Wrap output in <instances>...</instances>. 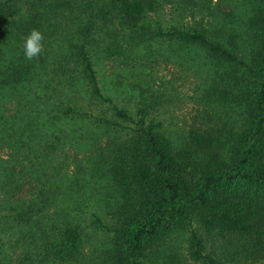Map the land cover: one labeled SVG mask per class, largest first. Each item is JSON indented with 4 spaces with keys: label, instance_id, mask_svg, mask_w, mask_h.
<instances>
[{
    "label": "trees",
    "instance_id": "trees-1",
    "mask_svg": "<svg viewBox=\"0 0 264 264\" xmlns=\"http://www.w3.org/2000/svg\"><path fill=\"white\" fill-rule=\"evenodd\" d=\"M231 1L224 11L221 0H0V148L39 159L38 172L63 149L87 152L60 195L51 164L42 172L51 186L29 199L13 198L10 172L1 176L10 233L28 226L23 264H87L85 253L174 264L178 238L192 264H264V0ZM33 29L43 51L29 60ZM153 42L206 59L201 108L185 128L157 120L137 80ZM101 59L121 64L113 79ZM109 206L111 224L99 213Z\"/></svg>",
    "mask_w": 264,
    "mask_h": 264
},
{
    "label": "rangeland",
    "instance_id": "rangeland-1",
    "mask_svg": "<svg viewBox=\"0 0 264 264\" xmlns=\"http://www.w3.org/2000/svg\"><path fill=\"white\" fill-rule=\"evenodd\" d=\"M198 1L204 2L208 5V8H212L217 0ZM233 2L234 0L231 1V3ZM221 4L222 10H227L228 7L223 4V0H221ZM162 18L164 22H170L172 14L168 11V13L166 12ZM202 18L203 24L207 26L206 23L210 20V16H206L205 14ZM189 22L192 23V20L190 19ZM150 46L151 47H148L147 49H149L152 58L144 59V67L142 66L143 68L138 70V72H143V75L139 74L137 76V80L143 77L145 78V82H141V85L147 87L148 98H150L148 101L152 102L154 106V108L152 110L150 109V111L153 112L155 118L162 121L164 126H166L169 130L185 128L186 125L191 122V116L194 115L195 110H199V108H201V92L204 86V76L202 71H200V67L202 64V57L204 58V56L202 52L180 44H158L153 42ZM235 52L236 55L239 54V51ZM98 63L101 67L100 71L106 80L113 79L116 75V68L114 65L119 64V66H121L119 62L114 63L112 61H108L107 59H101ZM134 79L135 78L130 77V80ZM106 90L109 91L110 94H113L111 90ZM152 95L156 96V98L152 97ZM136 98L137 97H133V99ZM132 101L133 100H131V102ZM131 102L128 103L125 100L124 105L127 107L129 105V108H131ZM7 107L9 111H12L13 105H8ZM61 152H63L62 155H57V159H54L56 160L54 163L51 162L46 165H41L42 170H40V173L38 170L34 169V163L32 162H37L39 159L35 160L23 150H21L20 154H16L9 148L2 146L0 148V170L2 169V172L0 171V178L3 176L4 172H10L11 182L8 186L12 197H24V199H29L36 192V188H42L43 186L45 188L50 187L52 183L48 184L46 182L45 175L42 174L44 167H47L50 164L51 165L48 167V170L50 171L52 168L53 171H57L53 174H57L55 175V180H57L60 185L58 195L65 191L69 182L68 179L82 174L85 171L84 166L86 160H83L82 156L86 155L87 152L85 151L83 154L82 151H78L76 147H69L67 149H63ZM21 153L23 155H21ZM32 155L34 154L32 153ZM96 188H98L99 191H104L106 189L101 186H85V189L89 191ZM0 190L3 189L0 187ZM1 196L2 194L0 192V198ZM112 210H114V208L109 206L99 212L101 217L104 218V222L108 224L114 222L113 217L115 216V211ZM8 224L9 221L5 219L0 211V231H4V233L0 235L2 254L0 262L2 264H23L22 260L20 261V256L23 252V246L20 242L23 238L27 237L26 229L28 226L22 228L19 236L16 237L15 234L10 233L13 229L11 227L8 228ZM101 240L108 244L106 238L103 239L100 235L94 236L93 243L99 244ZM177 240L179 246V256L175 258V262L173 261L174 264H192L185 257L182 239L178 238ZM86 248L91 249L92 247L87 245ZM85 255L87 257V264H104L100 260L101 257L94 258L92 257L94 254H90L88 256L85 253ZM23 261L25 262L24 264H29L27 259ZM160 261L161 260L156 261V258L151 259V262H155L154 264L157 262L160 263Z\"/></svg>",
    "mask_w": 264,
    "mask_h": 264
},
{
    "label": "clouds",
    "instance_id": "clouds-1",
    "mask_svg": "<svg viewBox=\"0 0 264 264\" xmlns=\"http://www.w3.org/2000/svg\"><path fill=\"white\" fill-rule=\"evenodd\" d=\"M44 37L39 30L33 29L24 38L23 51L27 59L31 60L43 51V41Z\"/></svg>",
    "mask_w": 264,
    "mask_h": 264
}]
</instances>
